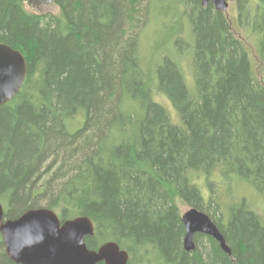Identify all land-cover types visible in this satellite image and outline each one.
Segmentation results:
<instances>
[{
	"label": "trees",
	"instance_id": "obj_1",
	"mask_svg": "<svg viewBox=\"0 0 264 264\" xmlns=\"http://www.w3.org/2000/svg\"><path fill=\"white\" fill-rule=\"evenodd\" d=\"M27 1L0 0V44L27 65L0 106L4 217L39 208L88 217L87 249L115 242L128 264H264V217L232 190L239 182L264 196V0H236L234 21L200 0H52V13ZM159 7L169 22L143 56ZM237 30L254 40L259 79ZM185 207L212 220L230 255L203 234L183 249ZM0 264H16L1 236Z\"/></svg>",
	"mask_w": 264,
	"mask_h": 264
},
{
	"label": "water",
	"instance_id": "obj_2",
	"mask_svg": "<svg viewBox=\"0 0 264 264\" xmlns=\"http://www.w3.org/2000/svg\"><path fill=\"white\" fill-rule=\"evenodd\" d=\"M236 0H200L204 8L209 3L215 11L226 14L229 4ZM52 5V0H28L26 6L39 12ZM27 75L23 55L0 44V106L12 101L21 90ZM184 226L183 249L193 252L195 234L216 241L227 255L230 250L216 225L204 213L191 208L181 214ZM92 221L85 216L61 221L49 209L25 211L16 219L4 217L0 204V236L7 257L16 264H128V254L115 242H106L95 251L88 250L85 238L93 235Z\"/></svg>",
	"mask_w": 264,
	"mask_h": 264
},
{
	"label": "rangeland",
	"instance_id": "obj_3",
	"mask_svg": "<svg viewBox=\"0 0 264 264\" xmlns=\"http://www.w3.org/2000/svg\"><path fill=\"white\" fill-rule=\"evenodd\" d=\"M251 2H253V4H254L255 1L251 0ZM161 6L162 5H160V7ZM160 7L151 16V20H150V23H149L150 26L142 35L141 44L140 45H141V50H142L141 53H142L143 56H147L148 55V49L152 46V44L158 43L159 41L162 40V37H163V35H164L165 31H166V30H164V27H165L164 25H167V22H169V18L166 17V16H170V15L168 13L167 14L164 13L160 9ZM170 8L173 9L172 6ZM26 9L28 11L35 12L34 9L28 8L27 6H26ZM180 11L182 12V8L180 9ZM39 12L40 13H46V12H51L52 13V12H56V11H55V8L52 5H50V6H47V7H41L39 9ZM158 14H160V15H158ZM164 15H166V16H164ZM226 15L231 19V21H234V17H235V2L229 4L228 10L226 12ZM183 28H184L183 36H185L186 34H188V29H187V26L185 24V21L183 22ZM237 33H238V36H240L243 39H246V44H247L249 52H250L251 62H252V65H253L254 71H255V76H256V78L259 79L260 73L257 71V68H256L257 67V58H256V55H255L254 40L252 38L248 37V35H246L243 31L237 30ZM186 42L188 44L189 43V39ZM188 45L191 46L190 43ZM175 48L176 47L174 46V49ZM179 48L181 50L185 51V45L184 44L183 45H179ZM172 49H173V41L172 42L170 41L169 44L164 47V50L162 49V50H160L158 52V55L161 56L162 54H165L166 52L170 53V52H172ZM190 49L191 48H189V52H190ZM184 51H183V55L181 56V58L179 60V64L182 67V70H183L184 75H185V77H186V79L188 81V84L191 86L192 85V71H191V67H190V63H189L190 60H189L187 55H184V53H185ZM190 53H189V56H190ZM172 57L174 59H178L179 58V54L175 51L173 53ZM154 99H155V101H157L160 104L164 105L166 110L169 111L168 114L170 113L172 115L173 119L176 121L175 115H174V111L171 109L169 103L162 97H158L157 96ZM173 119L171 118V121L174 122V123H177V121L175 122V121H173ZM75 128H76L75 126H71L69 128V130L73 131ZM197 183L202 188L201 192H202L203 197L207 198V196L209 194V192L207 190V186H206V188H204L201 185V180L200 179L197 180ZM218 183H219L218 195H224V193L226 191L225 184L223 182L220 183L219 180H218ZM232 190L234 191L233 193H235L237 195L241 194V195H244V196L248 197L249 201L251 199L252 202H253L252 207L254 208V210L260 216L264 217V196L259 197L254 191H252L251 188H249L247 186H244L243 184L240 185L239 182L232 188ZM187 209L188 208L185 207V208H182L181 211L184 212Z\"/></svg>",
	"mask_w": 264,
	"mask_h": 264
}]
</instances>
